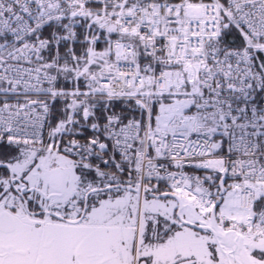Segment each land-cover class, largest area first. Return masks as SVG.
<instances>
[{"label": "snow or ice", "instance_id": "1", "mask_svg": "<svg viewBox=\"0 0 264 264\" xmlns=\"http://www.w3.org/2000/svg\"><path fill=\"white\" fill-rule=\"evenodd\" d=\"M0 264H264V0H0Z\"/></svg>", "mask_w": 264, "mask_h": 264}]
</instances>
